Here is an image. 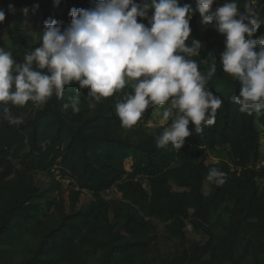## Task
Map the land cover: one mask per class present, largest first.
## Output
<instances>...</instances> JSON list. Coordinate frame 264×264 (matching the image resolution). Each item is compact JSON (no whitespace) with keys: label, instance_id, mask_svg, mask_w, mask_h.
Wrapping results in <instances>:
<instances>
[{"label":"trees","instance_id":"obj_1","mask_svg":"<svg viewBox=\"0 0 264 264\" xmlns=\"http://www.w3.org/2000/svg\"><path fill=\"white\" fill-rule=\"evenodd\" d=\"M95 2L1 0L10 23L7 42L13 58L23 62L39 46L49 17L67 26L70 9L90 8ZM180 3L195 9V0ZM9 4L15 11H9ZM23 7L29 9L27 14L20 11ZM253 7L264 16V0ZM28 16L42 27L37 38L24 30L23 19ZM207 25L195 11L187 43L191 45L193 38L202 42L199 55L191 59L204 74L215 65L207 87L223 103L215 123L203 125L202 132L196 133L190 123L193 134L181 149L170 143L157 148L156 136L163 129L145 123L168 105L150 106L136 125L122 127L115 112L121 93L90 109L88 89L74 83L65 87L62 97L53 94L33 112L27 111L31 101L7 105L13 116L23 117V123L11 124L0 115V264H9L8 254L22 246L23 257L16 264H264V184H259L264 166H258L264 114L239 111L232 99L238 95L239 81L220 63L225 36L212 24L205 29ZM254 37L264 38V24ZM75 95L80 111L74 113L63 105ZM126 160L131 161L129 170ZM56 164L61 176L71 179L68 210L59 179L53 178L40 191L28 175L45 171L51 176ZM212 167L226 173L223 185L206 180ZM56 189L57 196L48 195ZM109 189L121 196L105 198ZM83 190L93 198L79 208ZM41 194L48 207L53 205L51 212L34 200ZM157 223L178 239L175 249L159 255V260ZM189 233L197 234V239Z\"/></svg>","mask_w":264,"mask_h":264},{"label":"clouds","instance_id":"obj_2","mask_svg":"<svg viewBox=\"0 0 264 264\" xmlns=\"http://www.w3.org/2000/svg\"><path fill=\"white\" fill-rule=\"evenodd\" d=\"M214 3L195 0L194 9L190 3L181 5L180 0H96L90 8L70 9L67 26L49 17L39 46L23 62L0 47V115L11 124H21L23 117L13 116L7 105L24 106L29 101L44 105L53 94L62 97L65 87L75 83L88 89L90 109L103 98L121 93L115 112L125 128L136 125L150 106L167 104L163 120L171 117V123L156 136V146L170 143L181 149L185 138L193 134L190 123L196 133L202 132L203 125L215 123L223 103L207 87L215 65L204 74L191 59L202 47L195 38L191 45L187 43L195 11L202 23L212 24L225 36L220 63L224 72L239 81L238 95L232 98L239 111L264 114V38L254 37L264 18L253 7L255 0H244L243 10L239 0H224L213 10ZM8 9L15 11L13 4ZM20 11L27 14L29 9ZM5 16L0 8V24ZM70 100L64 109L79 112V95ZM260 154L258 166H264L262 142ZM225 178L226 173L217 167L210 168L206 176L217 186Z\"/></svg>","mask_w":264,"mask_h":264},{"label":"rangeland","instance_id":"obj_3","mask_svg":"<svg viewBox=\"0 0 264 264\" xmlns=\"http://www.w3.org/2000/svg\"><path fill=\"white\" fill-rule=\"evenodd\" d=\"M10 1L15 2V3L20 2V0H10ZM257 1L258 0H255V2H257ZM223 3H224V0H215V3L213 4L214 10L216 7L222 6ZM239 3H240L241 10H243L244 0H239ZM261 18H264V16ZM23 22H24V30L26 31L27 35H30L31 38H37L38 33L42 29V27H40V25L38 24V21L35 20L32 16H28V17H25L23 19ZM210 27H211V25L209 24L205 27V29H208ZM9 28H10L9 21H4L2 24H0V44L2 45V47L5 48V50L11 51L12 45H11V43L7 42V39H8L7 33L9 31ZM37 106L38 105L33 104L32 107H29L27 109V111L33 112V110L36 109ZM163 112H161L158 109L156 114L154 115V117L152 119L146 120L145 123L147 125H159L164 130V128L169 126L170 123H169V120L168 121L163 120ZM130 164H131L130 160L125 161V166L127 169H129ZM54 168H55L54 174L51 176L45 171L32 172L31 174H28V175H29V178L32 180V182L35 184V186L40 191H42V189L47 187V185L50 183V180H52L53 178L59 179L62 183L61 187L63 188V196L65 198L66 210H68L69 209L68 195H69V189L72 186L71 179L69 177H65V176L62 177L61 176L59 169H58L59 165L56 164L54 166ZM263 183H264V181H259L260 185H262ZM145 185L148 188L146 183H145ZM207 190H208V185H205L204 191L207 192ZM58 193H59V189H56V190L50 192V194H48V195L57 196ZM104 196H105V198H111V197H118L119 198L121 196V194L119 192H115L112 189H109L106 193H104ZM92 198L93 197H92L91 192H89L87 190H83L79 199H78L77 206L79 208L84 207L85 205H87L90 202V200ZM34 200L43 204L44 209L47 212H51L53 210V205L48 207L47 204L44 203L45 202L44 195L41 194V195L35 196ZM156 228L158 231V242H157L158 249L155 251V254H156L155 256H157L156 260H159V255L165 256L167 253H170L171 251H173L175 249V245L177 244L178 239L171 237L169 235V233L165 230V226L163 224L157 223ZM188 229H191L189 225H188ZM189 237L197 239L198 235L193 234V233H191V234L189 233ZM29 242L31 245L34 243L33 240H30ZM22 248H23V246L16 248L13 250L12 254H8L9 264H16L18 261H20L22 259V257H23Z\"/></svg>","mask_w":264,"mask_h":264}]
</instances>
